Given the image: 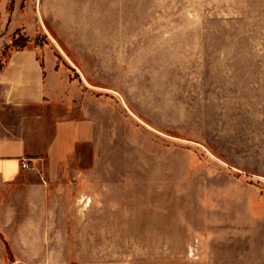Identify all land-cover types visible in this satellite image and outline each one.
Instances as JSON below:
<instances>
[{
    "label": "rangeland",
    "instance_id": "1",
    "mask_svg": "<svg viewBox=\"0 0 264 264\" xmlns=\"http://www.w3.org/2000/svg\"><path fill=\"white\" fill-rule=\"evenodd\" d=\"M29 1L99 101L52 264H264V0Z\"/></svg>",
    "mask_w": 264,
    "mask_h": 264
},
{
    "label": "crops",
    "instance_id": "2",
    "mask_svg": "<svg viewBox=\"0 0 264 264\" xmlns=\"http://www.w3.org/2000/svg\"><path fill=\"white\" fill-rule=\"evenodd\" d=\"M23 4L0 0V264H52L65 261L50 247L66 245L70 166L98 141L99 101L47 50L44 61L35 46L11 51L16 32L41 33Z\"/></svg>",
    "mask_w": 264,
    "mask_h": 264
},
{
    "label": "built area",
    "instance_id": "3",
    "mask_svg": "<svg viewBox=\"0 0 264 264\" xmlns=\"http://www.w3.org/2000/svg\"><path fill=\"white\" fill-rule=\"evenodd\" d=\"M22 167L24 169L30 168L29 161L28 160H22Z\"/></svg>",
    "mask_w": 264,
    "mask_h": 264
}]
</instances>
